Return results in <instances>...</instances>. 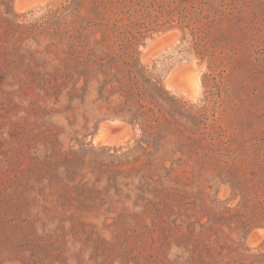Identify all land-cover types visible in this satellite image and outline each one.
I'll return each instance as SVG.
<instances>
[{
  "label": "rangeland",
  "instance_id": "obj_1",
  "mask_svg": "<svg viewBox=\"0 0 264 264\" xmlns=\"http://www.w3.org/2000/svg\"><path fill=\"white\" fill-rule=\"evenodd\" d=\"M0 264H264V0H0Z\"/></svg>",
  "mask_w": 264,
  "mask_h": 264
}]
</instances>
